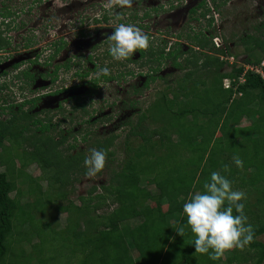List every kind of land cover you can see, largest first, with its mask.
<instances>
[{
  "label": "trees",
  "instance_id": "obj_1",
  "mask_svg": "<svg viewBox=\"0 0 264 264\" xmlns=\"http://www.w3.org/2000/svg\"><path fill=\"white\" fill-rule=\"evenodd\" d=\"M257 30L262 35L247 33L241 41L247 50L258 48L264 54V26ZM194 40L218 53L179 48L173 64L186 72L147 108L133 111L136 122L130 117L124 122L131 128L122 165L110 168L101 192L94 185L87 195H80V204L70 199L73 189L67 186L73 187L85 174L83 161L90 153L84 148L74 152L75 144L62 148L70 130L33 113L35 100L27 109L29 102H24L7 122H0V150L6 157L0 159L6 166L0 171V264H263L264 242L259 237L264 234V216L252 207L264 205V78L247 71L234 96L224 79L238 78L244 68L223 72L226 63L219 54L225 51L210 45L203 31ZM5 43L0 27V48ZM150 51L158 55L160 50ZM185 54V62H177ZM155 78L151 76L144 87ZM94 87L96 82L90 90ZM131 102L135 109L137 102ZM243 117L255 119L238 126ZM89 134L85 141L94 139L90 149L103 150L111 159L114 151L109 149L117 135ZM14 148L21 151L13 152ZM234 155L242 167L233 163ZM17 162L24 164L18 167ZM25 162L38 163L42 174L33 178ZM212 171L227 176L234 190L245 193L244 212L254 230L248 246L215 261L194 253L188 229L184 237L176 232L185 224L183 203L202 189ZM25 195L30 199L23 202ZM253 197L257 201L251 202ZM165 199L170 201L165 204ZM105 205L108 210L99 212ZM51 211L67 213L64 227L55 224ZM135 219L140 221L133 224Z\"/></svg>",
  "mask_w": 264,
  "mask_h": 264
},
{
  "label": "flooded vegetation",
  "instance_id": "obj_2",
  "mask_svg": "<svg viewBox=\"0 0 264 264\" xmlns=\"http://www.w3.org/2000/svg\"><path fill=\"white\" fill-rule=\"evenodd\" d=\"M133 1L135 3L137 2V6L139 5V0ZM150 1L153 5H147V7H144L140 13H136L135 9H130L126 14H124L126 11L125 8H131V6H126L125 4L118 6L115 9L111 8L112 6H109L106 1H102L96 11L106 13L103 21H111L113 24H102L100 16H98L99 14H97L96 19H94L96 21L94 27L92 23L90 24L92 19L89 18V20H86V17L83 16L78 17L77 21L71 24L62 20L58 25L56 22L59 18H55L56 20L53 18L52 20L47 21L46 24L50 27L49 32L52 31L49 33V38L46 43V45H48L46 48L47 52L45 53L44 51H34L33 49H30L33 51L30 52L29 50L30 53L25 52L21 54L20 57L25 58L27 61L26 63H29L27 66H23V62L25 61L20 60V58H16V60H13L14 62H12V58H10L11 56H7L9 53L7 51L12 49V44L8 41L10 36L7 35V30L13 27L22 28V25H17L14 21L7 20V18L12 19L13 17L18 18L23 16L25 14L23 13L24 9L14 12L15 10H12V7L8 5L7 0L2 1V36L7 43L0 48V59L2 57V60H4V62L0 60V83H2L0 84V89L2 90V96H0V122H7L11 118L13 111H17L20 105L24 102H29L26 104V107L29 108L32 105L30 102L33 100H35L34 106H36L37 104L40 105L45 98H54L56 95L59 96L61 93L67 91L69 94L74 92L78 93L82 88H86L88 91L78 95L71 94L64 100L59 101V109L62 110L60 113L64 115L59 114L58 119H55V117L52 116V123H60L62 126L63 121H65L64 118L67 119L68 113L71 116L70 121H74L75 119L73 117L76 115V111H79V115L84 117L90 114L93 115V110L87 109L89 108V105L86 96H91L103 84L125 83V94H139L136 93V89H141L143 87V92L140 93V95H143L145 90H147L153 82L163 78L160 72L163 71L166 66L180 70L178 66L173 64L176 54L179 53V48H183L185 51L193 48L198 53L209 52L207 51L209 48H203L195 44L196 40H194V38L200 31H203L208 40H210L209 44L215 47V38L219 37V35L221 36V27L216 22V18L211 14L216 10L223 13V7L232 0H164L163 2L161 0H148V2ZM252 1L255 2V0ZM38 3H40L41 7L42 0H32L31 4L28 6L27 12L29 13L32 6ZM55 3L56 0H46V6L49 8L57 7L56 10L58 13L66 6H54ZM49 14L50 13L47 12L46 15L42 14L41 16L49 17L48 19H50L51 16H49ZM42 17L40 20L38 19V22L43 21ZM105 17H107L108 20H106ZM114 20H116L115 24ZM120 23L131 24L141 29L149 37V47L146 50L137 51L127 60H113L114 62H109L111 65L107 67L109 70L107 76L102 73L96 74L95 72L107 66L104 62L99 63L96 61V56L102 55L103 58L112 60L107 51L109 46L108 36L113 31L114 26ZM202 23H205V25L203 26ZM263 24L264 22L261 21L254 26V28L257 30L258 27L261 28L264 26ZM26 27H28V25H26ZM64 27H69V29H67L68 31L70 29L73 30L74 40L81 41L88 38L84 42H92V52L89 51L86 53L81 51L82 49H79L77 53L68 55L66 62H63V64L58 63L52 66L51 62L61 54L65 47L69 46V42H71L66 34H62V37L56 38L59 31L62 32ZM54 30H56V32ZM215 34L217 35L215 36ZM184 37L191 40L192 43L187 42L189 46L184 44ZM222 38L221 40L219 39L220 46L222 45L221 47L224 49H227V47L229 48V41L225 40L224 37ZM28 40L31 41V44L33 43L32 39L29 38ZM28 45L29 44H26V46ZM152 47L154 49L155 47H159L160 51L158 55L151 54L150 50ZM184 47H187L188 49H185ZM186 57L187 54L178 57L176 60L177 62L184 63ZM89 63L92 65V69H86V71L81 73L80 71H82V67L84 69L85 65H88ZM40 65H42V67H40ZM76 65L78 66V69L75 70L74 75L83 78L82 82L70 86L55 85L58 80V72L60 68L71 71V67ZM14 67H16V69L13 73V70L11 69ZM91 70L95 73V76L87 79V77L92 74ZM12 73L13 76H11ZM151 76H155V80L151 81L147 87H144V84L151 78ZM139 77H141L140 84L136 85ZM43 78L50 83V86L54 87L48 92L34 94V92H37L36 90H38L37 88H33L34 85L37 83L38 79L40 80ZM94 82H96V87L90 90L91 84ZM15 86L17 88L14 90ZM28 104L30 106H28ZM32 112L34 113L36 111L33 110ZM98 119L99 118L95 117L92 119V122H89L91 120H87L84 123H93L94 120ZM61 129L70 130V132L74 134V130L71 128L61 127ZM90 134H94V130H90Z\"/></svg>",
  "mask_w": 264,
  "mask_h": 264
},
{
  "label": "rangeland",
  "instance_id": "obj_3",
  "mask_svg": "<svg viewBox=\"0 0 264 264\" xmlns=\"http://www.w3.org/2000/svg\"><path fill=\"white\" fill-rule=\"evenodd\" d=\"M2 1L0 0V10H2ZM32 0H7L8 5L12 7V10H15L14 12L24 9L23 13H25L23 16L18 18H7V20L14 21L17 25H22L20 28H10L7 30V35L9 37V42L12 44V49H9V52L7 56H11L12 62L13 60H16V58H20V60H23V66H27L29 63H26V59L23 57H20L21 54L25 52H29L30 49L40 50L47 52L46 48L48 45H46L48 38H49V29L47 21L52 20L53 18H59V20L56 22L58 25L62 22H67L69 24L75 23L78 19V17L83 16L86 17V20H89L91 18L90 24L92 23L93 27L96 25L95 20L96 15L99 14L102 24H113L111 21H103L104 15L106 13L96 11L99 4L102 1H106L109 6H112L111 8H117L118 6L125 5L122 0H56V5L54 6H62L63 7L59 13L57 12V7L49 8L46 6V0H42V4L40 7V3L35 4L32 6V8L29 10V13L27 12L28 6L31 4ZM155 1V0H154ZM157 1V0H156ZM162 2L164 0H161ZM139 5L137 6V2L135 3L133 0L129 4H126V6H131V8H125L126 11L124 14H126L130 9H135L136 13H140L141 10L147 5H153L152 2H148V0H139ZM133 4V5H132ZM135 4V5H134ZM260 4V6H259ZM40 7V8H39ZM224 12L218 13L215 11L213 15L216 18V22L221 27L220 34L222 37L225 38V40L229 41V48L228 49V59L230 61H234L237 66H241V64L249 66H253L254 68L258 67L260 70H262V64L264 63V54L260 49H254V50H247L246 45L241 41V37L245 36L247 33H258L257 35H262L261 31L257 32L254 28L257 24H259L261 21L264 22V0H255L253 2L252 0H232L229 2L226 6L223 7ZM26 10V12H25ZM10 12V11H9ZM50 13L49 17H42L41 15L46 13ZM12 13V12H10ZM221 14V15H220ZM164 16V14H163ZM43 18V21L38 22L40 18ZM39 19V20H38ZM181 19V17H180ZM56 20V19H55ZM0 21H2V17L0 16ZM116 20H114L115 24ZM68 24V25H69ZM28 25V27H26ZM52 25V24H50ZM204 26L205 23H202ZM54 28V27H53ZM68 28H63L62 32L59 31V34L56 38H60L63 35L66 34L71 42H69V46H66L65 49L62 51L61 54H59L52 62L51 65L54 66L58 63L63 64V62H66V58L68 55H73L74 53H77L79 49H82L81 51H84L88 53L91 51V46L93 45L92 42H84L85 40L77 41L74 40V34L73 30H67ZM56 32V30H54ZM218 31V30H217ZM219 33V31H218ZM217 35V34H216ZM219 35V39L221 40V37ZM32 39L33 43L31 44V41L28 39ZM223 39V38H222ZM184 44L186 46H189V43H192L191 40L187 38H183ZM97 42V41H96ZM26 44H29L26 46ZM8 45V44H7ZM222 46V45H221ZM104 47V46H102ZM217 47V45H216ZM185 48V47H184ZM185 49H188L187 47ZM33 50H30L33 51ZM207 49L209 52H214L211 54H217L218 52L216 49ZM1 52V51H0ZM29 52V53H30ZM210 54V53H209ZM234 54V59H232V56ZM6 55V54H5ZM33 55V54H32ZM1 56V53H0ZM44 58V57H43ZM96 61L99 63L104 62L109 67L111 63L114 62L113 60L103 58L101 56H96ZM4 59V58H3ZM261 59V63L256 64V60ZM2 60V57L1 59ZM4 62V60H2ZM253 64H252V63ZM233 63V62H230ZM230 63L228 66L222 67L223 72H230L232 68V64L230 66ZM42 67V65H40ZM231 67V68H230ZM16 67L12 68V72L14 73ZM78 69V66L71 67V71L65 70L64 68H60L58 72V80L56 81L55 85L57 86H70L73 84H79L82 82L83 78H80L78 76H75V70ZM86 69H92V65L89 63L88 65H85L84 69L82 67L81 73L86 71ZM43 70V69H42ZM45 70V69H44ZM187 70V68H186ZM11 72V71H10ZM39 72V71H38ZM185 69H174L173 67L166 66L163 71L160 72V74L163 76V78L158 79L156 82H153L147 90L143 93V95L140 94H131L127 93L125 94V83H111V84H103L99 89H97L96 92H94L91 96L87 95V102L89 105L88 110H93V115H87L86 117L79 115L80 112L76 111V115H74V121H70L71 116L69 113L67 114V119L64 118L65 121H63L61 127H67L74 130V134L72 133L67 139V143L64 145V147L67 149L68 145L75 144L77 146L76 149H73L74 152L76 150H80L82 148L89 150L92 146L93 140L85 141L86 134L90 130H94V134H97L99 137L105 136V135H117L113 145L110 147L109 150L114 151L113 157L110 159L106 157L105 160V167L104 169L97 174L96 177H87L85 174L81 176L80 181L76 182L74 186L72 187V184L69 183L67 186L68 190L73 189V192L69 193L70 199L74 200L76 203L80 204V195H87L89 189L92 186H97V191L101 192V184L104 182V180L108 179V172L110 168L113 167H119L122 165V160L125 156V140L128 136L129 130L131 128V125H127L124 122L130 117L133 122H136L137 120V114H134L132 116L133 111L138 112L141 109L147 108L153 101L156 100V98H159L161 96V93L168 87V85L175 86L176 82L175 80L178 77H181L185 73ZM13 73L11 76H13ZM90 77L95 76L96 74H100V70L93 73L91 70ZM137 84L139 85L141 81V77L137 79ZM1 82V79H0ZM172 83V84H170ZM2 84V83H0ZM44 86V87H43ZM1 87V86H0ZM54 86H50V83L46 79H38L37 83L34 85L33 88H37V92H34V94H42L45 92H48L50 89H52ZM17 87H14V90ZM88 88V87H87ZM11 90V89H10ZM18 90V89H17ZM88 89L82 88L78 93H71V94H83ZM67 92L61 93L59 96L56 95L54 98H45L43 102L40 105H36L33 107L31 111H36L35 113H39L37 116L48 120L49 118H52V116L55 117V119H58V115H64L60 112L62 111L59 109V101L64 100L66 97L71 95ZM0 96H2V90L0 89ZM136 101L137 105L135 109H132L130 107L131 101ZM41 102V101H39ZM132 103V102H131ZM58 104V105H57ZM66 105V104H65ZM28 106H30L28 104ZM27 108V107H25ZM65 108V107H64ZM16 109V107H15ZM14 109V110H15ZM70 110V109H67ZM99 118L98 120H95L93 123H84L87 120H91L89 122H92L93 118ZM255 119V117H243L240 124L238 126H248L251 124V122ZM150 122V121H149ZM123 124V125H121ZM152 126H155L154 123H152ZM219 134V131H218ZM96 135V136H97ZM77 138H80L82 142H78ZM131 142L135 143L137 141L136 138L131 136ZM174 139H177V135L174 136ZM139 140V139H138ZM7 143V142H6ZM96 148V147H95ZM20 148H14L13 152H20ZM90 153V152H89ZM5 154L3 150H0V159H5ZM18 161V160H17ZM24 163L23 162H17V166L20 167ZM25 167L27 168V172L34 177H38L42 174V169L40 168V165L36 162H25ZM6 170L5 165H1L0 163V171ZM41 184L46 188L47 187V181L43 180ZM145 185L148 186L151 189L155 190V186L151 183L145 182ZM12 195H15V192L12 193ZM30 197H27L25 195L22 199L23 202L29 200ZM170 199H165V204L168 203ZM257 201V197L251 198V202ZM244 202H247V199L244 200ZM264 205L261 206H253L252 210L256 213V215H259L261 218L264 216L263 209ZM108 210V207L105 205L103 208L101 207L99 209V212H106ZM52 215V219L54 220L55 224L59 226V228L64 227L66 223L67 213H56L54 211H51L49 213ZM139 219H135L132 221L133 224H136ZM260 240L264 242V234L259 237ZM233 254V249L226 251L224 254V257L227 258ZM135 258L137 261L140 260L139 253H134ZM264 264V262H263Z\"/></svg>",
  "mask_w": 264,
  "mask_h": 264
},
{
  "label": "clouds",
  "instance_id": "obj_4",
  "mask_svg": "<svg viewBox=\"0 0 264 264\" xmlns=\"http://www.w3.org/2000/svg\"><path fill=\"white\" fill-rule=\"evenodd\" d=\"M122 2L129 4L131 0H122ZM0 11L2 12V10ZM216 11L221 13L218 10ZM213 13L215 11L211 14L215 18ZM0 16L2 17V14ZM0 27L2 29V21H0ZM108 41L107 51L114 61L127 60L137 51L146 50L149 47V37L141 29L131 24H116L108 36ZM214 46L225 51V53H220L219 56L225 61V66H228L230 63L227 60L229 53L227 49L220 46L219 37L215 38ZM231 56H234V54ZM234 67L244 68V72L238 78L226 77L224 79V87L233 88L235 90L234 96L238 86L236 87L237 84L233 85V82L238 83L241 76L245 78L247 71L251 70L264 78L261 73L264 72V63L262 64V70L256 67L259 71L253 70L245 64L237 66L235 62L233 63ZM100 72L105 76L109 74L107 67L101 68ZM227 80L232 82L229 87L226 86ZM77 140L82 142L80 138H77ZM89 152L90 155L86 156L83 161L86 169L85 175L96 177L105 167L106 153L95 148L89 149ZM232 160L236 167L243 166V162L238 155H234ZM224 170L228 171L227 165H224ZM197 180H199V176ZM244 197L245 193L243 191L233 189L232 181L227 176L218 171H212L206 181L203 182L202 189L191 193L183 203L182 213L185 217V224L176 229V232L184 237L185 229H188L192 236L191 244L194 245V253L206 254L209 259L214 261L222 258L226 251L232 249L242 250L254 238L253 227L247 222V216L244 212V203L242 202Z\"/></svg>",
  "mask_w": 264,
  "mask_h": 264
},
{
  "label": "built area",
  "instance_id": "obj_5",
  "mask_svg": "<svg viewBox=\"0 0 264 264\" xmlns=\"http://www.w3.org/2000/svg\"><path fill=\"white\" fill-rule=\"evenodd\" d=\"M232 59H234V56H232ZM230 62H233V63H234V61H230ZM233 63H230V66H231V64H232V68H233ZM230 68H231V67H230ZM232 68H231V69H232ZM249 68H251V69H253V70H256V71H259L258 68L256 69V68H254L253 66H249ZM261 73H262V75H263V77H264V72L262 71ZM234 81H235V79H234ZM244 81H245V78H244L243 76H241V77L239 78V81H238L236 87L239 85V83H243ZM231 84H232L231 80H227V81H226V86H227V87H229Z\"/></svg>",
  "mask_w": 264,
  "mask_h": 264
}]
</instances>
